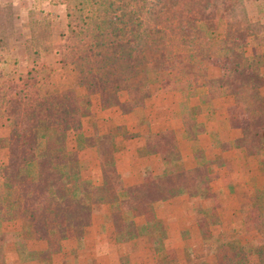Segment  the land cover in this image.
<instances>
[{
  "label": "trees",
  "instance_id": "obj_1",
  "mask_svg": "<svg viewBox=\"0 0 264 264\" xmlns=\"http://www.w3.org/2000/svg\"><path fill=\"white\" fill-rule=\"evenodd\" d=\"M50 3L65 7V32L54 39L50 26L31 28V67L21 72L12 59L10 72L0 73V157L6 155L0 160V264H8L10 251L24 262L51 264L66 241H85L96 211L105 207L118 243L145 240L162 254L168 231L157 215L160 204L185 196L211 203L213 168H223L229 151L257 159L264 172V54L248 51L249 41L264 33V21L251 19L245 0ZM212 62L221 76H210ZM67 68L85 95L47 88L51 74ZM163 84L181 98L182 139L193 163L185 162V143L175 130L147 127L143 153L156 165L127 185L117 168V135L97 129L86 136L84 120L95 97L103 111L129 115L144 110L153 88ZM224 98L246 121L237 126L238 138L215 140L210 156L201 145L209 132L198 118ZM87 149L97 153L100 185L84 174ZM247 213L246 230L264 231V191H256ZM195 215L203 241L214 249L206 264H251L253 257L264 264V244L257 249L213 235L221 224L216 206L199 204Z\"/></svg>",
  "mask_w": 264,
  "mask_h": 264
},
{
  "label": "rangeland",
  "instance_id": "obj_2",
  "mask_svg": "<svg viewBox=\"0 0 264 264\" xmlns=\"http://www.w3.org/2000/svg\"><path fill=\"white\" fill-rule=\"evenodd\" d=\"M251 19L254 22L264 21V0H245ZM263 11V12H261ZM48 14V15H47ZM66 11L63 6H53L50 0H0V73L10 72L9 61L17 59L19 70L26 72L31 67L30 37L31 28L50 26L54 39L66 30ZM249 54H264V33L249 41ZM59 45L55 47V52ZM210 76L218 77L223 73L216 62L210 65ZM75 73L67 69H58L51 74L47 88L51 91L76 89L85 95L83 88H77ZM168 101L169 104H180V97L167 85L153 88V98ZM152 98V99H153ZM158 104V103H157ZM157 104L150 101L144 110L134 114L123 115L119 109L103 111L99 99H93L92 114L84 120V134L93 135L97 129L103 133L112 132L118 137L117 162L125 166V158L129 156L130 170L133 177L125 181L127 185L135 184L146 165V158L141 149L139 136L144 128L139 124L143 119L152 117ZM211 113L205 108L199 116V122L206 125L209 134L201 137V145L210 156L215 154V140H234L240 136L239 123L246 119L236 109L234 103L227 98L216 101ZM177 110V109H176ZM146 115V116H145ZM163 116L155 112L154 119ZM172 126L177 125L179 117H173ZM175 132L182 139V130ZM217 133L220 138L213 137ZM139 135V136H138ZM185 143L183 156L187 164L193 163V154L188 142ZM133 150V153L131 152ZM129 153V154H128ZM223 154L224 166L213 168L214 180L212 188L214 198L211 201L199 202L189 197H180L160 204L157 207L158 217L165 223L168 239L165 252L156 254L152 245L145 240L128 244H120L115 240L112 226L106 222L108 207L96 211L94 226L85 241L76 242L73 238L63 244L61 253L54 256L51 264H206L212 260L214 249L211 243L203 241L197 227L195 207L199 204L216 206L220 213L221 224L212 228L215 237L235 238L255 246L264 244V231L249 232L245 228V220L251 217L247 213L256 191H264V172L257 159H247L241 151L233 150ZM85 166L84 174L96 185L102 184V171L93 149L81 153ZM1 162L6 161L2 154ZM150 161V160H149ZM156 160L150 164L155 166ZM135 172V173H134ZM8 264H38L24 262L16 252L8 253ZM251 264L255 263L253 257Z\"/></svg>",
  "mask_w": 264,
  "mask_h": 264
},
{
  "label": "crops",
  "instance_id": "obj_3",
  "mask_svg": "<svg viewBox=\"0 0 264 264\" xmlns=\"http://www.w3.org/2000/svg\"><path fill=\"white\" fill-rule=\"evenodd\" d=\"M150 101H152V104L158 103L156 105V107L154 108L155 112H156V114L161 113L163 116H161V117L159 116L158 117L159 120L156 121V119H154L155 112H153L152 117H150V120L145 115L146 116V118H145L146 126H144V131H143L142 135L141 136L138 135L139 140L141 142L139 144H141L142 152H143V147H144V143H145L143 136L146 133L147 127H149L155 133L166 131V130H176V128H178V130L181 131L182 127H183V123H182V119H181V115H180V104L179 105L178 104H175V105L169 104L168 101H160V99L159 98L156 99V97L151 99ZM180 103H181V98H180ZM173 117H179L177 119V125L175 127L171 125V121H172V119H174ZM141 127L143 128V126H141ZM131 152L133 153V150ZM226 153H224L225 157H226ZM142 159L144 161H146V165L144 166V168L149 167L150 164H152L155 161V158L148 157V156H146V158H142ZM121 164L122 163L120 161L117 162V168H118V171H119L120 175L122 176V178L125 182L134 176L133 172H132L133 170H130L131 162L129 161V156H127L125 158V166H123L124 164L123 165H121Z\"/></svg>",
  "mask_w": 264,
  "mask_h": 264
}]
</instances>
